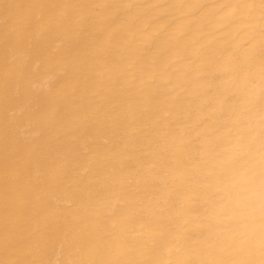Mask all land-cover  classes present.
I'll list each match as a JSON object with an SVG mask.
<instances>
[{"label":"bare ground","instance_id":"6f19581e","mask_svg":"<svg viewBox=\"0 0 264 264\" xmlns=\"http://www.w3.org/2000/svg\"><path fill=\"white\" fill-rule=\"evenodd\" d=\"M0 264H264V0H0Z\"/></svg>","mask_w":264,"mask_h":264}]
</instances>
